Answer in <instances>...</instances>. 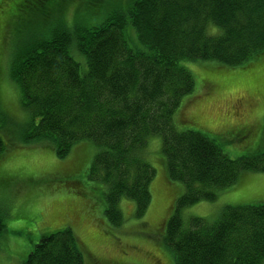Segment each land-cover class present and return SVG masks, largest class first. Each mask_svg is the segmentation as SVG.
Segmentation results:
<instances>
[{"label": "trees", "instance_id": "trees-1", "mask_svg": "<svg viewBox=\"0 0 264 264\" xmlns=\"http://www.w3.org/2000/svg\"><path fill=\"white\" fill-rule=\"evenodd\" d=\"M0 1L2 53L17 12L12 2L25 0ZM80 1L59 0L53 8L68 11L71 3L73 17L54 23L41 40L14 47L9 78L30 110L19 131L23 145L51 147L63 157L74 143L93 141L99 151L90 178L101 183L103 213L119 225L121 197L135 202L138 216L149 205L155 169L140 149L147 137L158 136L166 179L183 186L165 222L164 242L174 264L263 262L264 203L227 206L212 222L193 217L186 226L178 210L214 201L216 190L231 186L243 172H264V152L231 158L201 131L179 130L172 115L195 88L187 60L234 66L264 56V0H114L107 11L122 2L127 7L90 25L77 22ZM102 1L85 0L84 23ZM96 204L97 197L90 208ZM4 229L0 214V236ZM82 248L68 225L41 235L22 264H83ZM86 261L107 264L93 255Z\"/></svg>", "mask_w": 264, "mask_h": 264}, {"label": "rangeland", "instance_id": "rangeland-1", "mask_svg": "<svg viewBox=\"0 0 264 264\" xmlns=\"http://www.w3.org/2000/svg\"><path fill=\"white\" fill-rule=\"evenodd\" d=\"M58 1H13L17 12L13 13L14 23L7 28L5 46L0 53V139L4 144L0 151V214L5 223L0 236V264H22L41 235L68 225L83 247V264H87L86 259L91 255L107 264H174L172 252L164 242L165 222L174 214L183 186L166 179L158 136L147 137L140 149L143 158L155 169L149 205L138 216L135 202L121 197L119 225H112L103 213L101 183L90 178L91 163L99 151L93 141L74 143L63 157H58L51 147L22 143L19 131L28 123L30 110L21 104L18 87L9 78V60L16 44L41 40L54 23L73 17L71 3L68 11L66 7L53 8ZM113 1L103 0L88 23H84L86 18L82 17L80 8L85 0H81L77 22L95 24L112 10L127 7L122 2L107 11V7L114 5ZM40 7L41 13L35 14ZM45 13L48 16L41 17ZM75 20L67 23L71 25ZM130 31L128 35L132 37ZM262 55L234 66L218 61L187 60L191 61L185 65L193 75L195 88L174 111L175 126L179 130L201 131L231 158L264 152ZM203 80L207 85L205 92ZM216 193L214 201H199L178 210L185 226L193 217L212 222L227 206L264 203V172H243L235 183L217 189ZM95 197L97 204L90 208Z\"/></svg>", "mask_w": 264, "mask_h": 264}]
</instances>
